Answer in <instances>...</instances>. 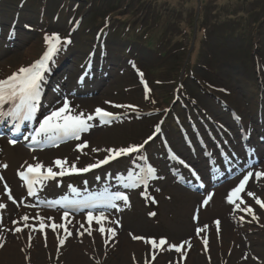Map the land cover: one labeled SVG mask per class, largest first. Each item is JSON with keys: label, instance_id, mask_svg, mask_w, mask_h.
Masks as SVG:
<instances>
[{"label": "rangeland", "instance_id": "1", "mask_svg": "<svg viewBox=\"0 0 264 264\" xmlns=\"http://www.w3.org/2000/svg\"><path fill=\"white\" fill-rule=\"evenodd\" d=\"M63 5H71L70 11H64ZM0 15L2 22H8L0 32V74L12 75L20 67L32 65L45 50V36L58 32L62 40H71L70 51L59 57L56 74L51 68V78L45 85L46 98L62 103L64 98L77 95L79 89V96L86 90L92 91V101L98 104L110 101L132 106L121 107L131 111L127 113L128 119L125 116L122 123L114 126L116 130L93 132L69 147L43 153L52 152L49 163L54 171H59L54 166L57 159H66L68 166L75 164L81 168L104 159L108 155L104 149L144 144L155 127L176 112L195 147L196 139L188 122L207 142L208 149L191 153L181 131L170 126L163 127L162 135L197 171L205 172L201 177L206 176L213 188L225 171L223 167V172L213 171L217 175H211L210 163L204 157L216 150L207 141L209 133L220 142L215 126L223 124L222 133L229 137L232 134L235 139H229L237 146L239 129L244 127L253 135L264 132V91L256 64L255 70L252 67L253 57H257L264 69V0H202V4L200 0H1ZM13 22L17 28L12 36L8 31ZM101 31L105 34L104 49L97 41ZM147 44L152 50L145 47ZM103 52L106 57L101 56ZM88 56L97 58L95 64L101 80L85 72L84 60ZM101 63L105 64L103 70ZM136 66L144 72L143 82L138 80ZM259 72L264 79V72ZM232 114H238L239 120L232 118ZM161 138L154 134L152 143L143 148L156 170L155 178L149 179V193L125 187L134 183L129 176L142 174L139 153H133L116 161L111 169L78 179L77 185L72 179L56 177L54 182L47 181L35 199L38 203L59 194L74 195L73 187L79 193L94 189L122 192L128 203L117 201L118 211L133 214H117L105 221L106 229H115L114 237L107 230L101 234L95 224L89 236L87 226H71V222L61 221L60 211L55 210V222L66 223L72 232L61 246L57 237H65L63 229L53 232L46 227L44 233L33 232L21 222L18 227L23 231L16 232L14 220L20 214L0 210V243L17 244L22 255L17 258L15 253L8 257L1 254L3 244L0 264H264V213L258 208L254 212L258 219L250 215L240 221L227 202L229 212L221 220L219 230L196 233L212 224L213 217L206 215L209 207L202 204L203 196L192 193L180 182L181 178L191 180L190 172L170 161L160 144ZM85 141L88 147L78 150L77 146ZM174 171L182 175H175ZM120 176L125 178L123 182ZM229 184L234 189L237 183ZM256 190L263 196L264 183ZM75 218L76 222L80 219ZM113 220L119 223H110ZM28 223L38 227V220L29 219ZM206 232L210 233L207 246L203 239ZM45 233L51 240L48 236L45 239ZM133 236L167 238L169 245L153 249ZM179 243L184 247L177 252L171 245ZM75 247H82V251L75 254Z\"/></svg>", "mask_w": 264, "mask_h": 264}, {"label": "snow or ice", "instance_id": "2", "mask_svg": "<svg viewBox=\"0 0 264 264\" xmlns=\"http://www.w3.org/2000/svg\"><path fill=\"white\" fill-rule=\"evenodd\" d=\"M45 43L47 45V49L42 55V57L35 61L32 65L27 67H20L15 73L7 77L6 79H0V117H11L13 120L23 121L25 119H32L33 113L36 110L37 104L40 101L42 94V83L46 78V73H48L50 69V63L53 62L54 57L60 50L61 44H70L71 40H62L58 33H53L52 35L45 36ZM141 78H143V73H140ZM145 87L147 88V84L145 82ZM150 91V89H149ZM10 105L7 111H4V106ZM115 107H132L130 105H114ZM99 118L102 122H108L117 117L114 116L112 112L106 111L102 108H96L94 114H85L80 112L76 114L74 109L70 106V101L67 98H64L62 105L58 108H54L48 115H46L42 122L39 123L38 128L35 130L34 135L31 136V140L34 144H42L45 141L57 142L61 139H75L80 140L81 134L89 131L92 127L91 121ZM239 119V118H237ZM17 129H19L20 125H16ZM156 131H159L157 128ZM153 137H149L148 140L144 142L147 144ZM11 143L15 144L16 141L12 140ZM144 144L140 145H130L128 147L121 148H110L104 149L108 153L104 159L97 161L96 163L90 164L84 168H77L75 164L68 166V161L66 159L61 160L57 159L54 161V166L59 169V171H54L52 166H45L43 163H36L35 165L28 164L25 171L19 172L20 179L24 182L27 187V195L32 197H37L38 188L43 189L45 186V182L49 180H55L57 176L63 177L65 175L71 174H80L86 173L93 169L99 168L102 165L108 164L110 161L115 160L122 156H130L133 153H141V150L144 148ZM78 150L83 151L84 148L88 147V143L85 141L84 143L77 146ZM92 151H100V149H92ZM140 158L145 159L141 154ZM181 163H184L181 161ZM4 168H7L8 165H3ZM44 171H41V170ZM142 174H138L137 176H129L128 179L130 181H134V183L126 184L125 187H135L137 183H143L144 186H147L148 179L155 178L156 170L148 165L146 168L141 169ZM253 176L252 171H248L246 175L243 177L241 182L228 194L226 197L227 202L229 204H233L237 210L246 211L249 215H252L253 219H258L255 216L253 209L250 206H246L245 208H241V204H245L244 199L241 197V193L244 192L246 185L248 184L249 179ZM255 176L257 179L264 176V173L256 172ZM124 177L120 176L119 180L121 182L124 181ZM0 180H3V177L0 176ZM5 190L7 191V198L13 202V204H17V201L13 198L11 189L5 183ZM71 191L75 193L77 196L80 193L76 188H72ZM247 195L255 198L256 203L264 208V202H262L259 198L255 197V194L251 191L247 192ZM212 199V196L209 195L206 200L203 201L204 205ZM117 201H123L125 204L128 203L127 195L122 192L110 193L105 190V193L100 196H89L83 200L75 199L69 200L68 197H63L59 201H55L54 203L59 205L62 209H83L89 208L90 211L87 212V223L88 227L85 228L84 224H81V228H85V231L89 236L92 235L91 225L92 222L95 221L99 228L101 234H104L105 231L111 233L114 237L116 235V231L114 228H105V221L109 219L106 214L109 209H117ZM239 201V203H237ZM47 203V202H45ZM37 204H26L25 207H37ZM48 207H51L52 204H48ZM6 205L0 203V209L5 208ZM95 212V214H94ZM155 215V213H152ZM70 213L65 210L62 215V220L66 223H70L69 220ZM24 222V228H31L33 232L40 231L44 233L46 227H50L53 232H56L58 228L63 229L66 234L63 239L57 237L59 239V243L62 246L65 243V240L68 236L72 235L66 226V223H56L53 217H44L41 216L39 212L35 214L31 219L38 220V227L36 225H31L28 223L30 217L29 215H23L21 218ZM242 219V218H241ZM47 221H52V223L48 224ZM2 222V220H0ZM14 223L19 224V221ZM112 224H118L119 221H110ZM217 229L219 230L220 222L217 220L216 222ZM207 226L201 227L197 229V234L205 231ZM16 232L23 231L22 227H16ZM83 235V233H80ZM134 240H143L145 244H150L153 249L158 247H162L168 244V241L164 238H161L157 241L154 238H144L133 236ZM31 239V237H29ZM46 239V233H45ZM107 243V241H106ZM189 243V242H185ZM205 246H207V239L204 240ZM183 244L171 245L172 248H175L177 252L181 251L183 248ZM3 247V244L0 243V248ZM152 259H155V256H152Z\"/></svg>", "mask_w": 264, "mask_h": 264}, {"label": "bare ground", "instance_id": "3", "mask_svg": "<svg viewBox=\"0 0 264 264\" xmlns=\"http://www.w3.org/2000/svg\"><path fill=\"white\" fill-rule=\"evenodd\" d=\"M200 3L202 4V0H200ZM253 58L254 59H253L252 67L255 70V64H256V72L258 73V78H259V81L261 82V86H262L261 90L264 91V83H262V81H264V79L263 78L261 79L260 72H259L260 69L262 70V72H264V69H262V66L259 63L258 58L257 57H253ZM75 90L77 91V89H75ZM68 100L70 101V103H74V104L77 103V104H80L81 106H83V109L86 111V113H85L86 115L90 114V113H94V109L92 106H87V105H84L83 103H80L82 101L83 102H90V100H82L80 98H72V99H68ZM262 102H264V101H262ZM9 107H10V105H5L3 110L7 111ZM234 116H237V118H239L238 114H234ZM262 116H263V121H264V114L263 113H262ZM4 124H6V121L1 119L0 120V126L2 127ZM111 129H113V128H111ZM99 136L100 135H98L97 139L100 138ZM96 143H97V141L94 142V145ZM141 154L143 155V157L145 159L142 160L140 158ZM260 155H262L261 152H260ZM60 157H61V154H59V158ZM51 158H53L52 152L47 153V154H39V155L34 156L33 153L27 152L26 150H24V148H22L20 146H13V145L6 143L5 141L4 142L0 141V172H1V176L3 177V180H0V203H3L6 205L5 208L0 209V210L4 211V213H8V214H11L13 212H16V215L20 214V216L16 217V220H14L15 222L19 221L20 225H21V222H23V220L21 219L23 215H29V217L31 219V217H34L37 212H39L40 215L44 216V217H53L54 219L58 218L57 215L54 214L53 212H42L38 209V207H35V208L24 207L26 204H32L34 198H32V196L27 195L26 186H25L24 182L19 177L20 170L23 167H27L28 164L35 165L36 163H43L47 167V166H50L49 160ZM137 159H140L141 166H143V168H146V166H148V165H152L150 159L148 158V156L144 150H141V153H139ZM5 164L8 165L7 168L3 167V165H5ZM41 171H44V170L42 169ZM2 181H6L8 183V187L11 189L12 196L18 203L19 210H16L13 202L7 198V191L5 190ZM36 187L39 188L38 186H36ZM224 189L217 190V191L213 192L211 194L212 199L207 203L209 208L206 211V215H211L213 217L212 219L223 220V217L226 216L227 213L229 212L228 208L226 207L228 204L227 199H224V197H227V194H223V192H226V191H224ZM36 204L38 205L39 203H36ZM61 217H62V215H60V218ZM32 220H34V219H32ZM69 220L71 221V226H76L77 223H80V224H84L85 226L88 227L87 213L84 215L83 219L78 220L79 222L78 221L76 222L75 221L76 219H73V218H69ZM34 221H37V220H34ZM94 223H95V221L92 222V225ZM19 224L16 223V227H18ZM92 225H91V228L94 227ZM46 236H48V235L46 234ZM51 238L52 237H49L48 240H51ZM3 244H5V247L2 248L1 254H4L7 256V255H14V253H15L17 258H20V256H22L19 253V248H18L17 244H11L10 242H7V241H5V243H3ZM75 249L77 250V251H74L75 254H78L79 250L82 251V247H75ZM132 250L135 251V249L131 248V251ZM188 250H189V248H188Z\"/></svg>", "mask_w": 264, "mask_h": 264}]
</instances>
